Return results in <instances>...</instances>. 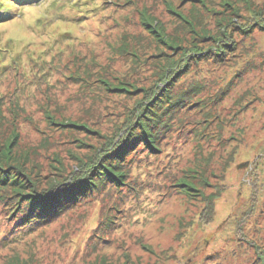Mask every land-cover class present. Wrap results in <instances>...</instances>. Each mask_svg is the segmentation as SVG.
<instances>
[{
	"label": "rangeland",
	"instance_id": "374dc122",
	"mask_svg": "<svg viewBox=\"0 0 264 264\" xmlns=\"http://www.w3.org/2000/svg\"><path fill=\"white\" fill-rule=\"evenodd\" d=\"M92 1L95 12L82 19L76 15L89 6L76 9V0H39L0 23V48L11 42L0 56V159L25 164L39 187L115 139L142 98L138 88L157 81L158 63L182 47H206L196 32L214 30L215 16L231 13L225 0ZM193 7L201 13L191 27ZM234 39L235 57L219 66L201 61L180 79L205 84L207 119L200 110L185 112L177 137L187 139L191 119L212 122L208 137L172 140L158 157H136L133 181L122 188L133 192L117 203L95 194L23 227L10 201L0 202V264H257L264 254V34ZM33 60L51 67L48 82L28 72ZM221 90L227 93L216 101Z\"/></svg>",
	"mask_w": 264,
	"mask_h": 264
},
{
	"label": "trees",
	"instance_id": "16d2710c",
	"mask_svg": "<svg viewBox=\"0 0 264 264\" xmlns=\"http://www.w3.org/2000/svg\"><path fill=\"white\" fill-rule=\"evenodd\" d=\"M38 1L0 0V10L4 9V12L0 15V23L14 19L17 16L18 8L23 9L24 3L35 4ZM84 1L76 0L75 4L70 5H74L77 9L80 6L87 7L93 2L92 0ZM241 1L244 4L239 3L241 4L239 5L236 3L235 6L230 5L231 0H225L223 6H228L231 13L221 15L219 18L215 16L214 30L202 25L200 33L196 32L197 38L195 40L198 39V42L204 40L206 47L203 48L197 46V44L189 48L182 47V52L177 58L165 56L163 63H158L159 71L155 74L158 77L157 81L148 88H138L142 89V98L135 101L133 109L125 117L123 124L117 128L119 134L113 140L112 138H106L107 141L102 146L84 159L81 157L75 158L77 164L71 172L64 173L63 170L57 176H50L45 185L39 187L40 182L36 180L35 176L30 175L32 170L23 167L25 164L12 165L8 163V156H6L7 161L5 158L0 159V202L10 201L12 213L15 212L20 223H26L23 227L31 223H46L50 217L71 207L84 204L87 199L91 198L86 202L90 203L95 199V194H106L109 200L114 199L115 196L117 200L115 203H117L121 193L127 197L129 193L133 192L127 190V193L124 194L122 188L129 185V180L133 181L132 166L136 157L143 153L145 157H158L162 148L172 140L179 143L181 141L183 144L188 141L196 142V138L204 132L205 137H208V130L212 122L203 120L195 123L193 119L187 122L190 123L187 130L190 133L187 135V139L181 140L177 137V132L180 130L179 126L185 124L180 115L185 112H190L192 116V112L196 113L200 110L199 113H202L201 115L207 119L205 116L206 103L200 97V94L205 90V84L203 82H201L202 85L196 82H188L184 85L182 81L189 69L192 66H197L201 61L207 62L210 59L212 64L219 66L225 64L229 57H235L239 43L234 39V33L239 34L242 39L240 43L253 37L256 33L264 34V4L257 7L258 4L253 0ZM200 2L201 5H204L203 0H200ZM239 9L245 11L239 14ZM95 10V7L90 8L89 6L86 10H82L85 11V14L76 15V17H87L89 13L92 14ZM199 13L201 12L196 7L189 11L188 17L192 20L189 21L191 27L196 25L193 23L199 18ZM10 45L11 42H9V45L3 46L2 49L0 48V56L8 50L7 48H10ZM260 53L258 55L262 58L261 63H264V52ZM13 59H15V56ZM261 63L259 64L261 65ZM29 67L28 72L35 80L43 83L48 82L46 77L52 71L51 67L45 62L42 61L36 65L33 60V64ZM70 75L72 76V74ZM182 75L185 76L183 80H180ZM67 79L70 80L72 77L69 76ZM126 83L132 85V82ZM226 93L227 90H221L215 100L222 99ZM2 107L3 104L0 101V126L5 125L1 121ZM9 111L15 112L11 108H9ZM215 121L217 122V119ZM216 122L215 126L217 125ZM12 123L10 122V125L13 126ZM194 123L203 127H195ZM12 133H15V131L10 134ZM178 185L185 184L182 182ZM103 191L106 192L103 194ZM120 199L123 204L125 200L121 196ZM115 203L111 207H116ZM105 208L107 206L103 201L101 209L104 210ZM108 209L111 210V208ZM109 211L105 212L103 217H107ZM107 222L110 224L106 226L110 229L114 222L109 218ZM98 233L100 237L104 236L103 229H98L96 234ZM255 260L257 264H264V254L259 253Z\"/></svg>",
	"mask_w": 264,
	"mask_h": 264
},
{
	"label": "water",
	"instance_id": "95a60500",
	"mask_svg": "<svg viewBox=\"0 0 264 264\" xmlns=\"http://www.w3.org/2000/svg\"><path fill=\"white\" fill-rule=\"evenodd\" d=\"M246 166H248V162H244V163H242V164H239V165L237 166V168H238V169H241V168H245Z\"/></svg>",
	"mask_w": 264,
	"mask_h": 264
}]
</instances>
